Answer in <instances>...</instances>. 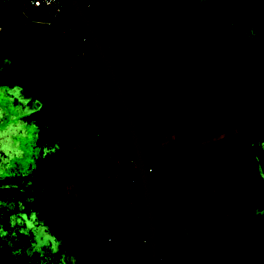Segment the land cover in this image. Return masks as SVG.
I'll return each instance as SVG.
<instances>
[{"label":"rangeland","instance_id":"374dc122","mask_svg":"<svg viewBox=\"0 0 264 264\" xmlns=\"http://www.w3.org/2000/svg\"><path fill=\"white\" fill-rule=\"evenodd\" d=\"M97 1L102 17H118L103 37L111 45L124 44L119 74L134 111L152 132L147 157L160 264H252L244 241L264 264V133H258L264 116L249 119L264 111V0ZM214 3L230 29L222 53L215 51L214 34L205 33V21L191 17ZM5 14L1 33L20 31L9 43L0 42V68L24 57L48 28L41 23L45 15L27 0H0V18ZM58 42L54 37L26 87L4 86L38 146L31 151L39 149V155L34 169H23L31 170L28 176L1 181L14 197L8 205L2 201L0 264H84L70 250L72 242L97 244L104 264H144L128 229L134 207L142 206L140 189L130 183L134 163L121 145L111 89L89 49L73 57V47ZM222 57L225 63L215 68ZM212 76L219 82L225 121L221 110L189 103L192 89ZM206 102L202 98L200 106ZM39 164L54 165L66 188L56 207L74 226L68 241L48 233L55 221L50 210L26 208L18 198L16 187H29ZM90 178L116 182L76 188ZM238 188L248 201L234 226L229 214Z\"/></svg>","mask_w":264,"mask_h":264},{"label":"trees","instance_id":"16d2710c","mask_svg":"<svg viewBox=\"0 0 264 264\" xmlns=\"http://www.w3.org/2000/svg\"><path fill=\"white\" fill-rule=\"evenodd\" d=\"M85 4L88 3L87 10L89 11L90 15L92 16L93 20L95 21L98 29L101 31L102 35H104V29L107 28L110 24H112L115 20H118V17H102L101 11L103 10V5L99 4L97 0H82ZM194 3H199L200 0H192ZM67 16L62 18L56 24L49 26L38 38L32 49L22 58L17 59L11 63H7L0 68V85H4L7 87H14V86H22L26 87L28 84V78L30 73L41 58L43 53L47 50L49 45L51 44L53 38L58 39L59 45L61 47H73V57H80V51L85 49H89L94 59L96 60L102 74L104 75L106 82L108 83L112 96L116 102L117 109L113 111L114 115L119 119V126L120 131L123 134L124 142H121V145L129 150L128 157L131 160H134L133 153L131 147L129 145V141L126 134V122L122 115L119 102L111 83L105 74L96 54L91 47L88 38L86 36L85 31L82 29L79 21L77 20L74 12L72 11L71 7L67 2L66 6ZM193 19H200L205 21V33L207 32L209 35L214 34L216 44L214 46L215 51L218 53L224 52L225 48L229 45L230 40L228 39L229 35V26L225 22L224 18L219 12V7L216 3L212 4L208 7L205 11L200 13H193L191 14ZM4 18H7L5 14L3 17L0 18V21ZM5 29L6 27L3 26ZM18 30V31H17ZM20 31V28L16 27L15 33H0V42L3 44L9 43L12 38L16 37V33ZM27 34V33H26ZM85 38V40H83ZM198 40L202 39V37H197ZM104 41L108 47L109 54L113 58L117 69L120 73V69L123 64L122 53L125 48L124 44L116 43L111 45L110 39H106L104 37ZM1 51V50H0ZM223 63H225V59L219 58L214 61L215 68H218ZM128 93V92H127ZM129 95V94H128ZM193 98L189 100L190 105L199 106L202 109H219L221 110V118L222 121L227 119L228 114L221 109V95L219 91V82L216 76L209 77L205 79L202 83L201 87L196 89H192ZM206 97L207 104L200 106V100ZM130 98V97H129ZM198 99V100H197ZM136 100V99H135ZM136 103H140L136 100ZM141 105V103H140ZM134 109V108H133ZM135 117L137 119L139 130L143 142L145 144L146 152L147 146L149 141L152 137L151 130L147 127L145 118L140 116L139 112L134 111ZM255 117L249 118L253 120L258 117L264 116V111L258 112V116L256 113ZM249 120V121H250ZM259 120V119H258ZM259 127V134L264 133V128L258 125ZM256 136V135H255ZM149 166L151 167L150 163ZM130 180H135V185L137 184L139 187L138 181V172L135 168L130 169ZM33 177L31 182H28L29 187L22 188L18 185L17 188V195L18 198L21 199L20 201L26 206V208L34 209V210H50L54 222L48 225L47 231L48 233L57 241L60 240H70L73 237L74 226L71 221H64V214L63 210L56 207L57 198L61 195L66 193V188L59 184L57 181V169L54 165L48 164L41 167V164L37 165L36 169L33 172ZM20 181V180H18ZM17 182V181H16ZM116 180L114 178H90L85 181H80L75 184L76 188L80 190H89L94 189L97 187H103L115 183ZM21 182H19L20 184ZM237 183L240 184V178L237 179ZM15 188V186L13 187ZM139 189V188H138ZM3 195L8 196V198L12 199L14 197L9 191L3 190ZM21 195V196H19ZM141 196V195H139ZM248 201L247 194L242 191L241 188L236 190V201L233 208L229 214L230 222L236 226L241 218L243 209ZM141 221L133 220L129 223L128 229L131 231L132 234L135 236L132 238L133 242H135V248L138 252L144 256V264H149V249L147 244L146 238V223L144 219L143 208L141 206ZM142 228V229H139ZM141 230V232H140ZM145 239L146 242L142 243L141 240ZM70 250L75 254L77 260L84 264H104L105 254L99 248V246L95 243H86V242H72L69 245ZM243 252L248 256L252 264H259L258 260V252L252 248L251 245L246 244L244 241ZM47 253V252H46ZM41 257H46L40 255ZM57 261V260H53ZM58 262V261H57Z\"/></svg>","mask_w":264,"mask_h":264},{"label":"water","instance_id":"95a60500","mask_svg":"<svg viewBox=\"0 0 264 264\" xmlns=\"http://www.w3.org/2000/svg\"><path fill=\"white\" fill-rule=\"evenodd\" d=\"M67 2L82 29L85 31L88 41L107 75L119 102L126 122V134L134 157L133 163L138 172L139 189L147 231L149 264H160L158 223L149 162L131 100L117 66L109 54L104 37L87 10L85 3L82 0H67Z\"/></svg>","mask_w":264,"mask_h":264},{"label":"flooded vegetation","instance_id":"af4514ba","mask_svg":"<svg viewBox=\"0 0 264 264\" xmlns=\"http://www.w3.org/2000/svg\"><path fill=\"white\" fill-rule=\"evenodd\" d=\"M8 96L7 89L4 85H0V219L2 218L3 199L7 205L11 201V198L9 199L8 196L3 195L4 186L1 185V181L10 180L15 183L14 176L17 178L20 175L28 176L25 173L27 170L23 169H28L30 166L33 168L39 155V149L31 151L32 148H38V146L31 140V133L19 120L13 104L8 100ZM13 186H16V184ZM163 262H166L165 258H163Z\"/></svg>","mask_w":264,"mask_h":264},{"label":"built area","instance_id":"2783aa9c","mask_svg":"<svg viewBox=\"0 0 264 264\" xmlns=\"http://www.w3.org/2000/svg\"><path fill=\"white\" fill-rule=\"evenodd\" d=\"M27 1L31 7L38 9L46 17V21L41 22L38 20H34L33 22H41L49 27L56 24L62 18H65L67 16V11H66L67 0H27ZM85 5L86 7L89 6L88 3H86ZM2 30L3 28L0 23V33L2 32ZM83 40H85V38H83ZM152 169L153 168L149 166L150 172L152 171ZM119 173H121V170L119 171ZM130 182L133 184L135 183V180L131 179ZM141 242L145 243L146 240L142 239Z\"/></svg>","mask_w":264,"mask_h":264},{"label":"crops","instance_id":"0c3cea01","mask_svg":"<svg viewBox=\"0 0 264 264\" xmlns=\"http://www.w3.org/2000/svg\"><path fill=\"white\" fill-rule=\"evenodd\" d=\"M130 162H131V160H130ZM133 162V161H132ZM130 165V167L131 168H133L134 167V164H129ZM130 168V169H131ZM131 183V182H130ZM132 184V183H131ZM134 184V183H133ZM135 185V184H134ZM141 197V196H140ZM140 212H141V210H140V208L139 207H137V206H135L134 207V219L135 220H138L139 222L141 221V216H140Z\"/></svg>","mask_w":264,"mask_h":264}]
</instances>
